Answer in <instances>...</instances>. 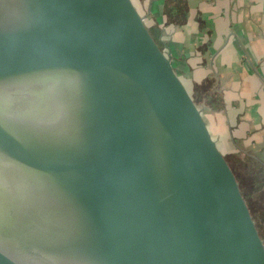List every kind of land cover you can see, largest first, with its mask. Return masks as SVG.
Returning <instances> with one entry per match:
<instances>
[{"label":"water","instance_id":"95a60500","mask_svg":"<svg viewBox=\"0 0 264 264\" xmlns=\"http://www.w3.org/2000/svg\"><path fill=\"white\" fill-rule=\"evenodd\" d=\"M0 264H264L238 173L136 0H0Z\"/></svg>","mask_w":264,"mask_h":264},{"label":"crops","instance_id":"0c3cea01","mask_svg":"<svg viewBox=\"0 0 264 264\" xmlns=\"http://www.w3.org/2000/svg\"><path fill=\"white\" fill-rule=\"evenodd\" d=\"M145 5L156 21L178 28L174 43H166L205 105L221 147L264 170V0H149ZM220 18L227 29L228 20L237 26L236 38L224 40Z\"/></svg>","mask_w":264,"mask_h":264},{"label":"trees","instance_id":"16d2710c","mask_svg":"<svg viewBox=\"0 0 264 264\" xmlns=\"http://www.w3.org/2000/svg\"><path fill=\"white\" fill-rule=\"evenodd\" d=\"M198 100L200 99L198 98ZM232 164L238 173L252 211L259 223L260 229L262 230V227H264V203L261 205L258 203V199H261V196L264 194V170L258 168L254 169L252 166L250 167L247 165L246 167L244 166L245 164L243 161L238 159H234Z\"/></svg>","mask_w":264,"mask_h":264},{"label":"rangeland","instance_id":"374dc122","mask_svg":"<svg viewBox=\"0 0 264 264\" xmlns=\"http://www.w3.org/2000/svg\"><path fill=\"white\" fill-rule=\"evenodd\" d=\"M136 1L138 2V4H139L141 10L146 14V16H147V23H148L149 27H150V28L154 27V28L156 29V31H157L159 34L162 35V39H163L165 42L168 43V41H169V42H171V43H174V42L172 41V38H175L174 35L176 34L175 32L178 30V28L175 29L174 27H172L171 24L167 23L165 20H162L163 22H162V21H156V15H155V14H150V13L148 12L147 6L145 5V4L148 3L149 0H136ZM221 16H222L223 18L225 17L224 15H221ZM223 18H222V19L220 18V23L218 24V27H219V32H220L221 34H222V33H227V35H226V37L224 38V40H226V39L228 38V36H231L233 39L236 38V36H235V34H234V30L237 28V26L234 25V24H230V23H229V20H228V23H227V24L229 25V28L227 29V28H226V23H225V21H224ZM227 19H228V17H227ZM205 30H206V29H205ZM170 47H171V46H170ZM228 47H232V45L229 44ZM177 48H178V47H177ZM175 63H176V60H175ZM185 78L188 80V82H190V77H189L188 75H186ZM30 91H31V90H28V91L26 92V94H29ZM202 92H204V90H202ZM26 94H23V93L18 94L19 96H16L17 99L14 100V102H17L16 104L20 105L19 103L21 102V100H18V99H20V98L25 99V98H23V95H26ZM200 96H201V95H200ZM3 98H4V96H3ZM201 98H203V97H201ZM37 99H38V97H37ZM4 100H5V99H4ZM9 100H11V99H9ZM199 102H200L203 106H205V105L202 103L201 99L199 100ZM5 104H6V105H9L10 107H15V106H17V105L9 104V103H7V102H5ZM229 155H231V154H229ZM228 157L231 158V159H230L231 162L234 161V157H232V156H228ZM244 166H246V165H244ZM246 167H247V166H246ZM258 203H260L261 205L264 203V194H263V196H261V199H258ZM261 232H262V234H263V236H264V227H262Z\"/></svg>","mask_w":264,"mask_h":264}]
</instances>
